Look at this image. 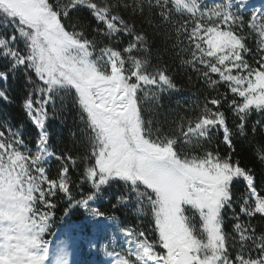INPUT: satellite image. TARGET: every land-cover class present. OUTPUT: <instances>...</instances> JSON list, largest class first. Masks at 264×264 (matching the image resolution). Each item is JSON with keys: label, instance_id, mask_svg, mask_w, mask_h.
Masks as SVG:
<instances>
[{"label": "snow or ice", "instance_id": "1", "mask_svg": "<svg viewBox=\"0 0 264 264\" xmlns=\"http://www.w3.org/2000/svg\"><path fill=\"white\" fill-rule=\"evenodd\" d=\"M156 37L205 89L226 92L169 123L162 97L180 89ZM20 82L36 136L29 144L22 123L0 119V264H72L85 248L106 257L95 264H264V172L234 159V138L264 114V3L0 0V105ZM66 101L79 128L57 152L49 123ZM216 131L225 154L210 147ZM250 131L264 132V119ZM253 154L264 168V137ZM58 196L65 218L83 217L53 250Z\"/></svg>", "mask_w": 264, "mask_h": 264}, {"label": "trees", "instance_id": "2", "mask_svg": "<svg viewBox=\"0 0 264 264\" xmlns=\"http://www.w3.org/2000/svg\"><path fill=\"white\" fill-rule=\"evenodd\" d=\"M144 27L149 32H151L146 24L144 25ZM252 43L253 42L250 39V46H252ZM157 50H159L162 64L168 66L169 74L172 75L173 79L178 85V88L180 89L178 92L165 94L162 97L163 109H161V111L168 113L167 119L169 123H171L178 116H184L186 113L191 112L197 104L202 105L205 96L215 97L218 94H223L224 92H226V88L223 86H221L216 91L205 89L203 82L196 79V74L193 73L191 69L181 66L179 58L172 50L171 42H169V44L167 45V51H165V45L161 42L159 37H156L152 49L154 55H156ZM248 59L251 61V57H248ZM153 63H155V60L153 61ZM190 76L192 77L191 81L189 80ZM21 83L22 82L14 83L12 85V95L14 98L13 103L10 105H0V119H10L13 124L22 123L24 140L27 143L31 144V142L35 139L36 130L30 123L26 121V118L24 117L23 111L20 107V101L24 94ZM229 97L231 98L230 93ZM65 103L66 107L64 108L63 112L58 115V118L56 120L50 121L49 123V130L52 134L51 144L57 152L66 149H73V137L70 135V133L76 131L79 128L77 112L72 107L70 101H66ZM221 110L225 111L228 126L230 129H233L237 121L232 112L228 109L227 104H224ZM147 115L148 113H146V116ZM261 119H264V114H258L257 112L253 111L248 117V139L234 138L236 147V155L234 156V159H239L242 166L254 168L258 175L261 172H264V168H262L256 160L253 154V146L262 137H264V132H258L257 135L253 137L250 129L257 120ZM165 128H167V125H165ZM210 147H212L213 149L218 147L221 154H225L227 152V148L222 140V132L216 131L213 134ZM57 167L58 164L54 160V162H52V164L50 165L49 174L54 176ZM240 189L241 185H237L235 190ZM54 202L56 203L55 217L49 233L45 236V239H50L61 234L62 232H64L62 228L63 225L68 223H77L83 217L82 213L74 210L69 217L65 218L63 216L64 209L66 207L64 201L58 196ZM104 210H110V205L105 203ZM116 215L124 220L126 224L135 223L133 217L126 211L117 212ZM255 222L256 221H254V223Z\"/></svg>", "mask_w": 264, "mask_h": 264}, {"label": "rangeland", "instance_id": "3", "mask_svg": "<svg viewBox=\"0 0 264 264\" xmlns=\"http://www.w3.org/2000/svg\"><path fill=\"white\" fill-rule=\"evenodd\" d=\"M250 2L259 6L261 3H264V0H250ZM60 238L62 239L63 236H60ZM55 241L52 243L53 250L55 249ZM104 259H106V257L103 256L102 251L97 255H90L87 248H85L83 252L72 251V254L70 255V261L72 264H95L96 261Z\"/></svg>", "mask_w": 264, "mask_h": 264}]
</instances>
